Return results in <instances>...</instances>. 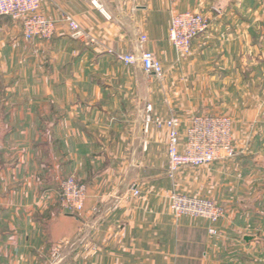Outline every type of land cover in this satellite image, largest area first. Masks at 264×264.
Returning <instances> with one entry per match:
<instances>
[{
    "label": "crops",
    "instance_id": "1",
    "mask_svg": "<svg viewBox=\"0 0 264 264\" xmlns=\"http://www.w3.org/2000/svg\"><path fill=\"white\" fill-rule=\"evenodd\" d=\"M41 11L59 21L48 41L0 21V264H264V0H41ZM173 12L209 23L183 65ZM140 47L169 82L118 62ZM148 105L179 117L183 137L193 117L227 114L243 156L171 180ZM69 177L87 188L77 215L59 207ZM173 187L215 201L224 219L176 220Z\"/></svg>",
    "mask_w": 264,
    "mask_h": 264
},
{
    "label": "built area",
    "instance_id": "2",
    "mask_svg": "<svg viewBox=\"0 0 264 264\" xmlns=\"http://www.w3.org/2000/svg\"><path fill=\"white\" fill-rule=\"evenodd\" d=\"M0 17L19 22L23 37L28 41L51 40L57 33L59 21L47 18L41 11V0H0ZM63 23L72 37L83 35L79 24L71 17L64 16ZM209 27L206 18L194 12H173L170 18L169 40L172 43L176 61L181 63L191 52L192 42ZM95 43L94 40H90ZM146 42L142 37L141 45ZM119 63L125 66H140L159 81L165 77L161 61L152 52L140 47L139 52L117 55ZM146 131L154 126L167 132L168 177L175 179L181 169L202 168L217 162L233 159L237 152L233 146L232 120L227 115L195 116L191 119L182 136L183 121L171 115L164 118L154 114L153 107L147 106L144 117ZM140 191H133L140 197ZM87 188L75 177L62 181L59 207L63 212L77 215L83 212ZM170 210L176 220L188 216L207 220L215 226L225 217L224 209L213 200L196 195L180 193L173 187L170 195ZM210 234L217 235L214 228Z\"/></svg>",
    "mask_w": 264,
    "mask_h": 264
},
{
    "label": "rangeland",
    "instance_id": "3",
    "mask_svg": "<svg viewBox=\"0 0 264 264\" xmlns=\"http://www.w3.org/2000/svg\"><path fill=\"white\" fill-rule=\"evenodd\" d=\"M0 19H2V20H0L3 24H2V28H10V27H14V26H9L7 23L8 22H11V23H13V24H15V26L18 28V30L20 29L21 31H22V29H21V25H20V23L19 22H16L15 20H13V19H11V18H8V17H0ZM9 20L7 23H5V20ZM8 25V26H7ZM15 27V28H16ZM5 31H4V29L2 30V33H4ZM23 33V32H22ZM182 63V65H183V61L181 62ZM183 80V79H182ZM157 81H159L158 79H157ZM170 80H169V78L168 77H164V79L163 80H161V82H165V83H167V82H169ZM146 109H147V107H146ZM146 109H145V114H146ZM145 114H144V117H145ZM225 115H227V114H225ZM228 116V115H227ZM243 155H239L238 153H237V156L235 157V158H233V159H230V160H227V161H231V160H234V159H237L238 157H242ZM224 162V161H223ZM210 166V165H209ZM209 166H207V167H209ZM207 167H202V168H189V167H186V168H183V169H181V171H183V172H185V173H187V174H192L193 176H199V175H201V173H202V171H203V169H205V168H207ZM180 171V172H181ZM179 172V173H180ZM177 175L178 174H176L175 175V181L177 180ZM211 186L212 185H209L208 187L207 186H205L204 187V190H206V189H208V190H210L211 189ZM215 189V188H214ZM214 192V191H213ZM200 195H202V194H200ZM215 202V201H214ZM216 203V202H215ZM217 204V203H216Z\"/></svg>",
    "mask_w": 264,
    "mask_h": 264
},
{
    "label": "water",
    "instance_id": "4",
    "mask_svg": "<svg viewBox=\"0 0 264 264\" xmlns=\"http://www.w3.org/2000/svg\"><path fill=\"white\" fill-rule=\"evenodd\" d=\"M247 239H250V238H247Z\"/></svg>",
    "mask_w": 264,
    "mask_h": 264
}]
</instances>
